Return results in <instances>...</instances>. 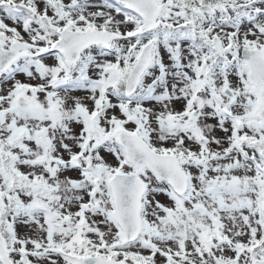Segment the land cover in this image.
<instances>
[{
    "label": "snow or ice",
    "instance_id": "1",
    "mask_svg": "<svg viewBox=\"0 0 264 264\" xmlns=\"http://www.w3.org/2000/svg\"><path fill=\"white\" fill-rule=\"evenodd\" d=\"M0 264H264V0H0Z\"/></svg>",
    "mask_w": 264,
    "mask_h": 264
}]
</instances>
